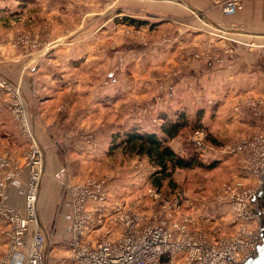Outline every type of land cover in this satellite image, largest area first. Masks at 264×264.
I'll return each instance as SVG.
<instances>
[{"label": "rangeland", "instance_id": "374dc122", "mask_svg": "<svg viewBox=\"0 0 264 264\" xmlns=\"http://www.w3.org/2000/svg\"><path fill=\"white\" fill-rule=\"evenodd\" d=\"M113 8V4L109 8L96 0H0V78L11 87L3 96L6 104L2 108L17 125L16 138L26 141L27 164L31 139L12 114L16 107L24 113L39 146L40 182L44 176L42 144L65 141L71 146L56 151L73 154L66 164L72 170V184L87 179L105 181L110 198L123 201L139 214L141 225L161 220L168 225L185 223L212 241L234 235L229 190L243 181L246 153L229 149L258 130L261 133L264 121L251 100L262 97L248 95L243 103L253 122L250 132L220 146L208 138L202 140L204 145H196L193 138L201 137L197 131L212 135L205 128L197 129L198 116L204 127L203 120L212 126L220 124V104L213 107L204 100L195 102L192 95L185 99L184 87L173 86L172 90L170 79L177 64L173 66L172 54L160 52L161 47L172 44L171 34L155 29L159 23L141 18L134 19L145 23L132 24ZM146 46L148 50L143 48ZM225 51L217 48L183 55L218 60ZM183 58L180 55L179 60ZM238 102L233 104L235 111L244 109ZM179 112L189 126L171 144H181L177 150L181 154L197 155L204 167L176 169L173 183L166 181L158 190L151 183L154 167L146 157L109 153L115 134L132 128L158 131L163 114L172 120ZM35 122L38 129L46 130L43 143L42 132L39 135L33 129ZM230 128L234 131L225 134L239 133L237 127ZM212 162L217 164L210 167ZM104 233L103 228L98 233L93 230L94 236ZM67 248L66 243L52 244V253L46 250L45 264H72Z\"/></svg>", "mask_w": 264, "mask_h": 264}, {"label": "crops", "instance_id": "0c3cea01", "mask_svg": "<svg viewBox=\"0 0 264 264\" xmlns=\"http://www.w3.org/2000/svg\"><path fill=\"white\" fill-rule=\"evenodd\" d=\"M96 1L107 3L109 8L113 4V12L118 10L127 17L151 21L150 24L159 23L155 29L171 34L172 44L160 48V52L166 50V54H172L170 57L173 66L177 64L173 69L175 74L170 79L171 89H175L173 86L178 90L184 87L182 97L185 99L192 95L195 102L204 100L205 105L213 107L220 104V124L212 126L203 120L205 128L216 140V145L230 142L240 134L252 130L251 115L243 103L248 95L264 98V0H240V7L230 15L223 12V5L228 0ZM185 47H188V51H184ZM143 48L149 49L147 46ZM217 48L223 52L226 50L225 56L218 60L183 55L190 51L208 53V50ZM180 55L184 57L182 61L179 60ZM1 70L0 67V73ZM23 86L25 88L26 83ZM191 89L196 91L190 94L188 91ZM237 101H240L238 103L244 109L235 111L232 108ZM33 125L37 134L42 132L39 137L43 143L46 136L43 132L46 133V130L38 129L36 122ZM208 125L210 128H207ZM230 127H237L239 133L236 136L225 134L234 131ZM16 134V123L1 107L0 158L3 160L0 162V204L15 208L24 214L30 168L27 164L26 141L17 139ZM176 144L177 142H172L173 147L179 150L181 144ZM69 146L71 145L65 141L53 140L42 144L45 151L44 176L39 185L36 209L39 226L47 239V253L52 244L66 243L69 248L72 209L68 188L73 178L72 170L66 164L71 161L73 154L56 151L67 149ZM222 156L225 157L219 153V157ZM62 169L64 170L60 173ZM11 174L13 176H10ZM242 180L246 186H254L257 181L254 176H243ZM111 200L117 199L111 197ZM252 202L253 209L260 213L261 234L258 253L246 264H264V181ZM104 225L112 230L113 235L120 231L112 215L108 216ZM9 228L10 226L0 219V258L8 250L6 232ZM68 256L70 257L69 254ZM62 257L63 255L58 258Z\"/></svg>", "mask_w": 264, "mask_h": 264}, {"label": "built area", "instance_id": "2783aa9c", "mask_svg": "<svg viewBox=\"0 0 264 264\" xmlns=\"http://www.w3.org/2000/svg\"><path fill=\"white\" fill-rule=\"evenodd\" d=\"M239 7L240 0H228L223 5V12L230 15ZM10 90L9 83L0 78V110L6 104L3 96ZM251 106L264 121V98L251 100ZM19 108L11 111L31 139L28 152L30 180L24 214L0 204V219L10 226L6 232L8 250L1 256L0 264H45L47 239L39 226L36 209L42 158L38 143ZM259 129L261 133L258 130L255 136H248V140L228 148L230 152L246 153L243 176H254L257 180L254 186L238 182L229 190L232 222L236 225L234 235L212 241L205 233L193 231L185 223L168 225L161 220L143 226L139 214L126 207L123 201L111 200L105 181L87 179L85 183H73L68 188L72 209L69 240L72 264H246L257 255L261 234L260 213L252 206V200L264 181V126ZM197 132L201 137L196 136L193 140L196 145H204L202 140L207 138V133L205 130ZM2 160L0 158V162ZM106 212L120 227L116 236L109 227L104 228ZM100 227L106 233L91 235Z\"/></svg>", "mask_w": 264, "mask_h": 264}, {"label": "trees", "instance_id": "16d2710c", "mask_svg": "<svg viewBox=\"0 0 264 264\" xmlns=\"http://www.w3.org/2000/svg\"><path fill=\"white\" fill-rule=\"evenodd\" d=\"M132 24L141 25L145 21L135 20L129 17ZM200 112H203L202 110ZM168 115L163 114L159 130H141L132 128L125 132L117 133L113 136L109 153L121 151L123 155L128 157H146L150 164L154 167L151 174V183L160 190L165 182L173 183V174L176 169L204 167L205 163L196 157L197 155H184L179 153L171 144L184 128L189 126L185 120L183 113H178L176 119L168 120ZM200 117L196 121L197 129L205 128L200 122ZM196 129V130H197ZM206 129V128H205ZM207 138L215 143L216 140L208 133ZM217 162L208 164L214 167ZM208 166V167H209Z\"/></svg>", "mask_w": 264, "mask_h": 264}, {"label": "bare ground", "instance_id": "6f19581e", "mask_svg": "<svg viewBox=\"0 0 264 264\" xmlns=\"http://www.w3.org/2000/svg\"><path fill=\"white\" fill-rule=\"evenodd\" d=\"M13 80V79H12Z\"/></svg>", "mask_w": 264, "mask_h": 264}, {"label": "water", "instance_id": "95a60500", "mask_svg": "<svg viewBox=\"0 0 264 264\" xmlns=\"http://www.w3.org/2000/svg\"><path fill=\"white\" fill-rule=\"evenodd\" d=\"M251 260V259H250Z\"/></svg>", "mask_w": 264, "mask_h": 264}]
</instances>
